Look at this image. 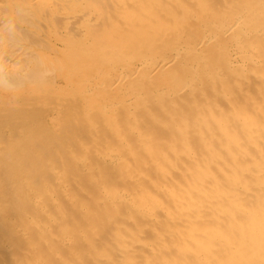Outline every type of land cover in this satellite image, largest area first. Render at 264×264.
<instances>
[{"label":"bare ground","instance_id":"6f19581e","mask_svg":"<svg viewBox=\"0 0 264 264\" xmlns=\"http://www.w3.org/2000/svg\"><path fill=\"white\" fill-rule=\"evenodd\" d=\"M0 57V264H264V0H0Z\"/></svg>","mask_w":264,"mask_h":264},{"label":"clouds","instance_id":"9594fccd","mask_svg":"<svg viewBox=\"0 0 264 264\" xmlns=\"http://www.w3.org/2000/svg\"><path fill=\"white\" fill-rule=\"evenodd\" d=\"M15 28V25H10L9 31H12ZM50 73H47L48 75ZM17 85L12 83L9 75L6 72L5 64L3 62V57H0V89H6L9 91H14Z\"/></svg>","mask_w":264,"mask_h":264}]
</instances>
